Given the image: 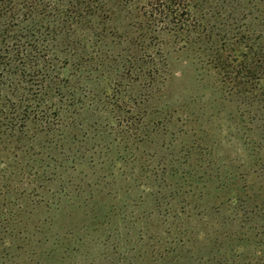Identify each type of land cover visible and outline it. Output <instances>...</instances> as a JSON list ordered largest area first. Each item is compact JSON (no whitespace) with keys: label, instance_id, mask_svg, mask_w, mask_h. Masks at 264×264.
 I'll return each mask as SVG.
<instances>
[{"label":"rangeland","instance_id":"obj_1","mask_svg":"<svg viewBox=\"0 0 264 264\" xmlns=\"http://www.w3.org/2000/svg\"><path fill=\"white\" fill-rule=\"evenodd\" d=\"M101 1L82 23L60 21L74 0L21 12L28 72L0 28V123L28 150L0 164V264H264L261 121L142 3Z\"/></svg>","mask_w":264,"mask_h":264},{"label":"trees","instance_id":"obj_2","mask_svg":"<svg viewBox=\"0 0 264 264\" xmlns=\"http://www.w3.org/2000/svg\"><path fill=\"white\" fill-rule=\"evenodd\" d=\"M74 1L76 8L70 15H64L63 20L60 19L62 23L64 19L82 23L86 17L84 12L106 7V3L101 0ZM123 1L126 4L133 1L142 3L148 27L155 28V33L173 34L178 38V44L182 43L184 48L196 49L200 56L202 55L203 61L221 78V82L227 85L228 95H233L243 102V114L252 122L261 121L264 126V8L251 21H257L255 30L251 22L246 23L250 14H240L232 8L231 10L218 8L213 6L212 0ZM53 5L52 0H0V28L4 27L3 33L10 36L12 50H16L17 57L22 58L20 61L24 62L23 70L27 69V72L31 64L26 63L28 65L26 66L25 61L30 63L34 58L28 53L19 52L20 48H24L22 40L24 38L28 40L36 34L40 35L41 31L35 27L30 29L23 27L20 14L24 12L23 15L31 19L42 16V13L52 16ZM49 35L50 32H46V36ZM158 71L155 67L152 74L156 75ZM21 94L26 96L24 91H21ZM22 95L19 102L22 101ZM62 119L60 116H56L55 120L46 117L47 123L58 129L62 125ZM1 125L0 123V145L3 146V150H0V155L6 156L3 158L0 156L2 160L0 164L4 165L5 158L8 160L9 155L28 150H25L26 140L23 137L20 135L16 137L14 129L9 126L3 129ZM64 146L52 139L49 141L48 150H59V154L62 155L65 154ZM54 162L56 163V159Z\"/></svg>","mask_w":264,"mask_h":264}]
</instances>
